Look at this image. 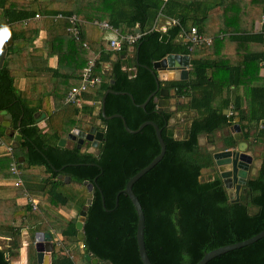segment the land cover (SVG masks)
<instances>
[{
    "label": "trees",
    "instance_id": "16d2710c",
    "mask_svg": "<svg viewBox=\"0 0 264 264\" xmlns=\"http://www.w3.org/2000/svg\"><path fill=\"white\" fill-rule=\"evenodd\" d=\"M34 2L45 13L76 14L79 18L81 35L76 39L69 31L67 18L46 17L45 27H55L56 30L47 32L42 51H46L47 56L58 55L59 58L54 70L56 81L50 84L51 93H60L62 89V97L65 98L72 87L82 83L84 68L95 58L94 74L101 76V81L84 91L82 96L102 101L109 88L127 92L107 95L106 114H122L131 129H137L148 120L162 129L166 143L164 157L133 185L145 213V244L154 264H197L206 252L246 240L264 230V158L259 167L252 164L243 185L245 191L239 200L230 197L219 171L207 178L203 173L204 169L218 170L214 158L216 151L236 147L241 141L231 130L224 133L225 128L230 129L234 124L235 115L224 112L231 100L227 99L221 106H215L214 101L218 93H225L231 86L234 89L239 87L243 82L242 68L237 70L229 66L223 74L227 78L219 83L212 76L216 63L196 56L197 48L211 44L214 38L209 43L195 44L189 50L190 42L185 35L190 33L192 26H187L184 19L166 32L154 29L153 23L161 13L171 16L170 13L174 12V0H53L48 3L35 0L25 2L28 9L24 11L6 7V1H3L0 2V25H11L34 16L35 10L29 7ZM254 3L264 11V0ZM231 5L232 2L230 5L222 2L221 9L226 11ZM3 6L5 9L1 13ZM206 17V14L198 17L194 23L198 24L196 27L201 34L208 36L212 30L206 26ZM47 20L51 23L48 24ZM104 20L121 34L134 33L136 28H140L143 35L136 44H124L115 52L108 50L109 39L100 37V28L96 24V21ZM41 26V21L29 22L23 29V37L14 31V42L0 67V110L8 109L13 114L14 128L23 136L13 154L16 157L25 154L29 168H40L35 179L38 184L30 188L39 199L36 211L28 204L17 205L15 200H0V232H10L13 238L6 242L5 248H0V264H14L20 257L22 227L27 222L34 225L31 229L33 240L27 247L28 264H40L34 242L35 232L50 230L63 235L61 242L54 245L51 264H76L77 258L92 264L85 259L87 253L97 257L101 263L144 264L138 249L135 206L124 192L119 195L118 203L116 199L128 180L159 154L160 143L155 128L146 125L139 132L131 133L126 130L122 118L105 119L100 111L96 118L101 119L99 129L104 131V137L98 152L87 151L77 144L60 146L59 140L76 125L81 111L78 103H70L63 116L53 114L48 119V124L56 131L53 134L43 131L37 125L36 113L43 108L44 100L39 102V106H30L25 95L18 90L9 65L11 54L18 52V48L21 50L20 47L31 45ZM225 31L226 28H221L217 32ZM259 35L257 40L264 42L263 33ZM229 37L251 40L254 36L237 34ZM130 52L132 56L127 57ZM170 53L192 57L187 79L169 82L178 95L190 97L187 106L199 114L190 126L183 129L179 128L177 121H171L176 111H159L153 98L145 107L139 105L157 87L156 77L149 67ZM246 59L264 61V50ZM105 61L112 64L108 71L103 68ZM132 67L136 70H130ZM228 69L238 73L231 74L235 76L230 78ZM246 100L245 109L238 96L234 108L240 117L242 139L252 150L255 146L264 147V128L259 126L264 120V86L250 87ZM217 132L222 133L221 146L209 149L207 143H200L202 135ZM11 157L9 154L7 158H0V164H10ZM85 181L93 185L94 195L84 223L85 238L80 241L76 223L88 198L89 188ZM8 202L9 206L14 205L13 210L4 205ZM60 210L67 213L74 210V214L67 219L59 215ZM29 212H33L31 219H27ZM80 242L84 252L80 250ZM207 264H264V237L214 257Z\"/></svg>",
    "mask_w": 264,
    "mask_h": 264
},
{
    "label": "crops",
    "instance_id": "0c3cea01",
    "mask_svg": "<svg viewBox=\"0 0 264 264\" xmlns=\"http://www.w3.org/2000/svg\"><path fill=\"white\" fill-rule=\"evenodd\" d=\"M6 1V7L15 10L24 11L27 8L25 2L35 1V0H0V2ZM42 3H48L53 0H37ZM61 1V0H60ZM174 12L170 13V15H166L165 13H161L156 21L153 23V28L156 30H161L166 32L169 27L173 24L178 23L183 20L186 22L187 26H197V23H194L196 18L201 17L206 14V26L209 30H212L208 35L209 37H213L214 41L211 44L203 45L198 47L196 50V56L198 58H203L204 60H209L212 63H216V71L213 73L214 76L219 83L224 82L227 76H224V71L226 73L227 68L236 67L238 70L239 67L242 68V83L239 84L237 89H234V86L230 87V90L225 91V93H218L214 105L221 106L226 102L227 99L231 100V104L228 109H225L224 112L227 115H235V120L238 119V111L234 108V101L238 96L241 98L242 106L246 109L247 100L246 97L249 98V89L252 86H264V61L263 60H251L248 61L246 57L249 55L260 53L264 50V42L258 41L257 36L263 33L264 25L262 24L264 18V11L261 8L256 7L254 2L262 1V0H174ZM226 2L230 5V2L233 5L228 6L226 11L221 9V3ZM31 10H35V15L40 14V17L30 16L23 18L21 21H16L11 25L4 23L0 25V42H6V55L3 64L8 56L9 46L13 44L14 31L20 33L23 37V29L28 26V23L31 21H41L42 26L40 28L38 36H36L32 40V44L28 45V47H20L18 48V52L11 54L9 59V65L12 75L15 77V83L20 92H22L27 102L30 106L36 107L39 106V102L44 100L43 108H39L37 111V125L46 131V133L53 134L56 129L48 124V119H50L51 115H59L63 116L65 114V109L68 107V104L65 103V98L62 97L64 92L60 91V93H51L52 86L56 81V75L54 74V70L57 68L59 64L58 55L47 56L46 51H42L44 42L47 38V32L49 30L55 31V27H45L46 17L50 16L54 18L53 14L45 13L44 9L37 6V4L29 5ZM5 9V6L2 7V11ZM55 19V18H54ZM49 20V19H48ZM47 23H51L48 22ZM222 23V26H220ZM197 24V25H196ZM9 27V33H3L2 28ZM99 27V26H98ZM198 27V26H197ZM100 28V27H99ZM189 28V27H188ZM221 28H226L225 32H217ZM100 31V37L103 39H109L114 36V33L111 31L102 30ZM216 31V32H215ZM55 33V32H52ZM217 33V34H216ZM237 34H249L253 35L252 39L247 40H235L234 38L229 37V35H237ZM255 38V39H254ZM264 38V35H263ZM18 40H21L20 38ZM24 40V38H23ZM26 43L25 41H22ZM20 44V43H19ZM108 50H113L108 47ZM114 51V50H113ZM115 52V51H114ZM99 55V53H98ZM97 55V57H98ZM126 56V55H125ZM123 56V57H125ZM132 52L128 53L127 57H131ZM116 58V55L113 56ZM104 71H108L111 69V62H103ZM3 66V65H2ZM230 66V67H229ZM192 67V57L190 55V65L188 66V70L190 71ZM130 70H136L135 68H131ZM228 69V76L233 78L238 71ZM234 71V72H233ZM236 73V74H235ZM231 74H235L231 76ZM189 75V74H188ZM188 77V76H187ZM187 78H182L179 80H183ZM173 81V80H172ZM170 81L162 82V86L168 88L170 90V94L164 98H168L170 101V110L176 111V116L171 119L172 122H178L179 128L183 129L184 127L190 126L192 120L197 117L199 114L196 110L189 108L187 104L190 102V97L185 95H178L176 88L169 83ZM61 84V82H60ZM37 85V86H36ZM37 87V88H36ZM198 94V92H197ZM101 100H96L95 98H85L82 96L79 105L81 106V111L77 115L78 122L71 129V131L75 128H90L91 130L99 129L101 123V119L96 118L97 114L101 111ZM186 103V104H185ZM185 104L182 109H179L180 106ZM7 110V113L11 115L10 119H7L5 115L1 114L0 110V138L2 142H0V158H7L9 154L12 155L10 158V164L6 162L4 164H0V200L1 201H16V204H25L32 206L29 204V196L35 198L38 201L39 207V199L36 195L31 193V186L38 184L36 177L38 167L34 170L29 168L27 163V159L25 154H21L19 157L14 156L13 151L16 146L20 145V142L17 143L15 137L11 136L10 133L15 131L16 133H20L19 130L14 128L13 123V114ZM240 118V117H239ZM10 122V125H7V122ZM262 120L261 122H263ZM240 123V119H239ZM260 125V123H259ZM241 126V124H240ZM242 129V128H241ZM101 130V129H99ZM230 129L225 128L224 133ZM70 131V132H71ZM221 132H217L216 134L209 137L208 135H202L200 137L201 144H208L207 147L212 149L214 147H219L223 144V140L221 139ZM68 135V134H67ZM67 135L62 137L60 140L67 138ZM23 138V136H22ZM59 140V142H60ZM212 140V141H211ZM58 142V144H59ZM13 145L12 152H8L7 145ZM76 144L72 141H67L66 146H72ZM83 149H87L90 152H98L99 150L92 147L91 143L82 147ZM252 152V150H249ZM261 152L262 149H259ZM16 161L19 168L18 177L22 180L23 185L16 186L15 181L17 180V175L14 174L11 170L12 163ZM259 162V161H258ZM2 166V170H1ZM257 167H259L257 165ZM257 167L255 170H257ZM41 171V170H40ZM39 171V173H40ZM13 175L16 176L14 180H10ZM21 193V194H20ZM20 194V195H19ZM9 202L4 204L9 209L13 210L14 205L9 206ZM38 209V208H37ZM37 209H33L36 211ZM33 213V212H32ZM31 212L28 213L27 219H31ZM59 215L64 218H71L74 214V210L72 212L67 213L64 210L58 211ZM21 241L22 247L20 251V257L17 262L19 264H28V252L27 247L28 244L32 242L33 237L31 234V229L34 228V225L27 222L25 226L22 227ZM53 235V242L55 243L61 242L63 239V235L61 233L56 232L55 230H50ZM37 232L34 234V242L35 236ZM10 232L1 231L0 239H4V242H8L9 240H13L10 237ZM30 237V239L28 238ZM24 243V244H23ZM80 250L82 251V243H79ZM77 261H81L77 258ZM76 261V264H78ZM51 262H52V254H51ZM86 264V263H80Z\"/></svg>",
    "mask_w": 264,
    "mask_h": 264
},
{
    "label": "water",
    "instance_id": "95a60500",
    "mask_svg": "<svg viewBox=\"0 0 264 264\" xmlns=\"http://www.w3.org/2000/svg\"><path fill=\"white\" fill-rule=\"evenodd\" d=\"M9 27H3V33H9ZM140 28H136L135 32H140ZM6 42H0V67H2L5 55L7 52L6 49ZM190 65V55L189 54H180V53H170L163 57L160 60H156L153 63L152 67H149L153 74L156 77V90L151 92L148 98L141 104V107H145L150 99H154L157 102L158 110L159 111H169L170 110V101L167 97L170 94V90L162 86V82L165 81H172V80H179L182 78H187L189 74L188 66ZM109 93H127L121 91H115L112 88H109L105 91L102 102H101V114L103 118L110 119L113 117H120L124 122V126L128 132L137 133L146 125H152L155 128L157 139L160 143V152L159 154L153 158V160L146 165L145 167L141 168L136 174H134L127 182L124 189L118 192L116 202L118 203L119 195L124 192L126 193L138 214V224H137V241H138V249L141 256V259L144 264H154L151 259L149 258L146 244H145V213L142 207V204L139 200V197L133 190V185L137 180H139L146 172H148L151 168H153L163 157L166 152V143L162 137V129L151 120L143 122L137 129H131L122 114L115 113L113 115H107L105 111V104L106 98ZM130 97L134 100L133 95L128 93ZM1 114L5 115L7 119L11 118V115L7 113V110H2ZM239 117L235 120V123L230 126V130L234 132L236 138L240 139L241 141L237 144L236 147H231L223 150L216 151L214 153V158L216 165L218 167V171L220 173L221 178L225 186L228 189L229 195L231 198L235 200H239L240 195L242 192L245 191L243 185L246 184L247 178L249 175V170L251 165L255 162V157H260L259 162L257 165L261 164V160L264 158V149L261 152H256L255 154L249 151V143L243 140V134L241 132V126L239 123ZM7 125H10L8 120ZM11 136L15 137L17 143L22 140V135L16 133L15 131L10 133ZM212 137V135H208ZM103 137L104 131L99 129L91 130L90 128H75L71 132L68 133L67 138L60 140V146H66L67 141L75 142L78 147L85 146L88 143H91L92 147L99 150L103 145ZM211 140V141H212ZM216 147L212 148L215 149ZM65 166H63L64 168ZM56 170H60L55 168ZM257 170H254L256 172ZM89 188L88 198L86 204L83 206V209L80 211V215L78 221L76 223V227L78 229V239L83 241L85 238L84 232V223L86 220L87 212L89 206L92 204L93 201V185L90 184L88 181H85ZM264 237V230L260 231L256 235L236 243L227 244L211 251H208L204 254V256L198 261L197 264H207L211 259L217 257L221 254H224L228 251L234 250L236 248H240L246 245H249L258 239ZM35 245L37 250V261L40 264H51V254L54 251V242H53V235L51 231H42L37 232L35 236ZM84 252V249L82 248ZM8 257V254H6ZM85 259L87 262L92 264H112L111 261L100 262L97 257H92L90 253L85 254Z\"/></svg>",
    "mask_w": 264,
    "mask_h": 264
},
{
    "label": "built area",
    "instance_id": "2783aa9c",
    "mask_svg": "<svg viewBox=\"0 0 264 264\" xmlns=\"http://www.w3.org/2000/svg\"><path fill=\"white\" fill-rule=\"evenodd\" d=\"M167 1V0H164ZM36 17H40V14H36ZM55 19L59 18H67L70 22L69 31L73 34V36L76 39L80 38L81 35V29L79 27V18L76 14H72L70 16H65L62 13L54 15ZM96 24L102 29L106 31H111L114 33V36L109 38V46L114 51H119L122 49L124 44L133 45L138 42V40L142 37L143 33L140 32H134V33H128V34H121L118 29L113 26L108 21H96ZM262 24L264 25V18L262 21ZM264 35V30H263ZM185 38L187 41L190 42L189 44V50H192L195 44L201 45L205 42L209 43L213 41V37L205 36L201 34L196 26H192L190 29V33H186ZM96 59L93 58L89 61V63L86 65V67L83 70L82 74V83L78 86L72 87L67 95L65 96V103H80V100L82 99V94L84 91H87L88 89L95 87V85L101 81V76L94 74V67H95ZM260 128H264V121L260 122ZM0 142H2L0 138ZM8 152H12L13 145H7ZM11 170L14 174L17 175V180L15 181L16 186L23 185L22 180L18 177L19 175V168L16 161L12 163ZM29 204L32 206L33 209L38 208V201L35 198H32L29 196L28 200Z\"/></svg>",
    "mask_w": 264,
    "mask_h": 264
},
{
    "label": "rangeland",
    "instance_id": "374dc122",
    "mask_svg": "<svg viewBox=\"0 0 264 264\" xmlns=\"http://www.w3.org/2000/svg\"><path fill=\"white\" fill-rule=\"evenodd\" d=\"M250 149V148H249ZM259 149H264V147H262V146H259V147H254V149H252V153H256V152H260L259 151ZM257 158V160L259 159V157H256ZM256 169V168H255ZM254 169V170H255ZM216 172H218V170L216 169V168H214V169H204L203 170V173H204V175H205V177L207 178V177H210V175L211 176H213L214 174H216ZM12 176V175H11ZM16 178V176L15 175H13L11 178H10V180H14ZM28 238L30 239V237L28 236ZM24 244V243H23ZM8 244L7 243H5L4 242V239H0V248H5L6 246H7ZM19 259H21V258H18L17 260H15L16 262L19 260ZM77 263L78 264H80V263H83L82 261H77ZM15 264H19V263H15Z\"/></svg>",
    "mask_w": 264,
    "mask_h": 264
},
{
    "label": "flooded vegetation",
    "instance_id": "af4514ba",
    "mask_svg": "<svg viewBox=\"0 0 264 264\" xmlns=\"http://www.w3.org/2000/svg\"><path fill=\"white\" fill-rule=\"evenodd\" d=\"M259 160H260V157H259L258 160H257V158L255 157V162H254L253 164H257ZM251 166H252V165H251Z\"/></svg>",
    "mask_w": 264,
    "mask_h": 264
}]
</instances>
